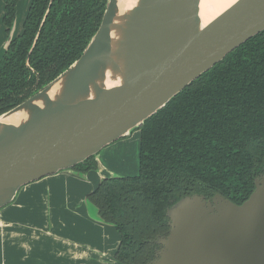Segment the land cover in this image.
<instances>
[{
  "label": "water",
  "instance_id": "water-1",
  "mask_svg": "<svg viewBox=\"0 0 264 264\" xmlns=\"http://www.w3.org/2000/svg\"><path fill=\"white\" fill-rule=\"evenodd\" d=\"M200 2L135 0L119 13L118 0H107L82 55L0 115V210L22 187L96 160L264 31V0H237L207 26ZM16 35L15 16L4 52ZM166 215L168 234L149 264H264V175L240 205L192 195Z\"/></svg>",
  "mask_w": 264,
  "mask_h": 264
},
{
  "label": "trees",
  "instance_id": "trees-1",
  "mask_svg": "<svg viewBox=\"0 0 264 264\" xmlns=\"http://www.w3.org/2000/svg\"><path fill=\"white\" fill-rule=\"evenodd\" d=\"M7 36L19 0H1ZM107 0H29L21 32L0 59V115L53 82L83 53ZM37 36V39H35ZM138 173L103 179L87 201L114 227L119 264H149L184 197L236 205L264 175V31L202 74L138 128ZM92 156L72 168L96 171Z\"/></svg>",
  "mask_w": 264,
  "mask_h": 264
},
{
  "label": "crops",
  "instance_id": "crops-1",
  "mask_svg": "<svg viewBox=\"0 0 264 264\" xmlns=\"http://www.w3.org/2000/svg\"><path fill=\"white\" fill-rule=\"evenodd\" d=\"M28 5L17 4L16 34ZM2 15L0 0V59L7 39ZM131 135L98 153L96 171L65 170L22 187L0 210V264H119V236L87 195L105 178L138 173L140 134Z\"/></svg>",
  "mask_w": 264,
  "mask_h": 264
},
{
  "label": "bare ground",
  "instance_id": "bare-ground-1",
  "mask_svg": "<svg viewBox=\"0 0 264 264\" xmlns=\"http://www.w3.org/2000/svg\"><path fill=\"white\" fill-rule=\"evenodd\" d=\"M237 0H201L199 5V19L202 26H207ZM135 0H118L119 13L133 4ZM110 83H107L109 86ZM4 121V120H3Z\"/></svg>",
  "mask_w": 264,
  "mask_h": 264
},
{
  "label": "rangeland",
  "instance_id": "rangeland-1",
  "mask_svg": "<svg viewBox=\"0 0 264 264\" xmlns=\"http://www.w3.org/2000/svg\"><path fill=\"white\" fill-rule=\"evenodd\" d=\"M19 29H20V25L18 26V31H20ZM17 34H19V32H17ZM134 133H136V130H134V131L132 132V135H133ZM132 135H131V136H132ZM121 140H127V139L123 138V139H120V141H121ZM116 142H119V141H116ZM136 175H137V174H136Z\"/></svg>",
  "mask_w": 264,
  "mask_h": 264
},
{
  "label": "flooded vegetation",
  "instance_id": "flooded-vegetation-1",
  "mask_svg": "<svg viewBox=\"0 0 264 264\" xmlns=\"http://www.w3.org/2000/svg\"><path fill=\"white\" fill-rule=\"evenodd\" d=\"M154 260V259H153Z\"/></svg>",
  "mask_w": 264,
  "mask_h": 264
}]
</instances>
